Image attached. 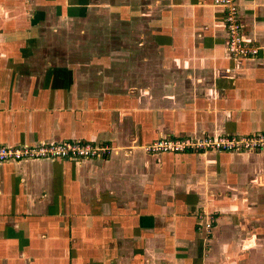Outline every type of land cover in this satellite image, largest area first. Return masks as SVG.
Instances as JSON below:
<instances>
[{"label":"crops","instance_id":"0c3cea01","mask_svg":"<svg viewBox=\"0 0 264 264\" xmlns=\"http://www.w3.org/2000/svg\"><path fill=\"white\" fill-rule=\"evenodd\" d=\"M227 42L213 0H0V145L109 148L0 165V264H264V153L143 149L264 133V55Z\"/></svg>","mask_w":264,"mask_h":264},{"label":"built area","instance_id":"2783aa9c","mask_svg":"<svg viewBox=\"0 0 264 264\" xmlns=\"http://www.w3.org/2000/svg\"><path fill=\"white\" fill-rule=\"evenodd\" d=\"M214 5L224 9V24L228 34L227 50L235 57H256L264 55V46L248 44L241 34L236 0H213ZM150 154H185L207 152H257L264 153V133L258 135H225L191 138L187 136L161 137L143 147ZM109 148L85 141L57 142L25 146L0 145V165L25 160H94L108 154ZM209 218L207 231L214 223Z\"/></svg>","mask_w":264,"mask_h":264}]
</instances>
